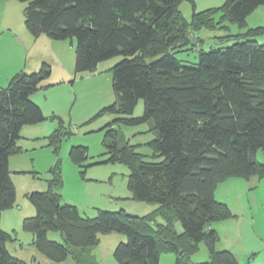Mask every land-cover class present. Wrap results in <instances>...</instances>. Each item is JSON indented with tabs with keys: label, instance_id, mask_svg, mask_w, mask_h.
Segmentation results:
<instances>
[{
	"label": "trees",
	"instance_id": "16d2710c",
	"mask_svg": "<svg viewBox=\"0 0 264 264\" xmlns=\"http://www.w3.org/2000/svg\"><path fill=\"white\" fill-rule=\"evenodd\" d=\"M18 1L25 4L24 26L33 38L75 39V76L122 56L111 69L114 102L105 110L118 117L106 127L105 163L127 166L131 199L156 206L141 216L120 209L84 218L76 206L61 200L57 163L47 191L26 194L35 215L24 218L22 227L32 234L36 251L60 263L96 245L98 235L119 233L126 241L113 252L117 264H160L166 253L174 254V264H192L201 243L209 259L198 264H240L231 251L216 248L218 235L210 226L235 217L215 198L220 182L264 179V163L256 159L258 152L264 154V45L253 40L234 43L201 52L196 64L182 65L176 55L196 46L190 44L192 30L202 25L195 20L188 24L178 11L183 1L191 0ZM261 6L264 0H224L221 10L242 28ZM202 23L213 26L209 17ZM263 33L264 27H257L245 36ZM50 75L49 64L42 62L38 71H19L0 88V218L16 205L9 158L22 152L17 145L22 127L48 120L62 125L56 116H44L31 100ZM139 100L143 114L129 117ZM147 121L157 133L148 143L151 162L143 161L132 146L118 147L115 130L116 124ZM62 129L45 137L55 153L66 136ZM87 157L85 147L69 151L79 168L86 167ZM49 231L58 232L63 243L49 241ZM11 241L12 235L0 227V264H26L6 249Z\"/></svg>",
	"mask_w": 264,
	"mask_h": 264
},
{
	"label": "rangeland",
	"instance_id": "374dc122",
	"mask_svg": "<svg viewBox=\"0 0 264 264\" xmlns=\"http://www.w3.org/2000/svg\"><path fill=\"white\" fill-rule=\"evenodd\" d=\"M191 1H183L178 11L188 24L192 25L195 20L202 25L192 30L191 37L198 39V44L196 43L192 50L176 55V59L182 65L196 64L201 52L229 47L234 43L253 40L264 45V33L255 37L245 36L249 29L264 27V6L258 7L249 14L245 20L246 26L241 28L224 18L221 10L224 0ZM24 7L25 4L18 0H0V58L10 51L11 43H18L19 39L22 41L23 36H28L24 26ZM209 10L213 12L206 14ZM208 17L213 24L211 28L202 23ZM55 42L53 44L57 45L49 50L52 52L46 51L47 60L44 62L48 63L51 68L52 80L61 83L50 89L47 101L44 104V100H41V104L47 111V115H54L62 121V125H59L57 120H48V124L55 126L49 134L62 126V132H65L66 136L61 139L56 153L48 145L44 136L28 142L19 140L24 147L23 151L9 158L10 178L16 191V205L0 219L1 229L12 235L14 239L6 243V249L10 255L26 264H117L113 252L120 243L126 241L123 234H100L96 245L82 251H75L74 254H69L65 261L56 263L47 260L36 251L32 245V234L26 233L22 227L24 218L35 215V209L26 198V194L47 191L57 163L61 181L57 191L61 195V200L65 204L76 206L84 218H93L98 211L116 212L120 209L140 216L156 208L154 204L140 203L131 199V193L127 187L130 173L127 166L119 162L105 163L109 158L103 145L106 127L118 117L105 110L114 102L111 89V69L122 59V56L118 55L99 63L91 73L75 76V39ZM39 48L41 45H36L29 50L28 69H31L34 58L37 59L39 53H43ZM7 83L1 87H5ZM46 104L51 106L50 110L47 109ZM51 111L53 112L50 113ZM142 114L143 101L139 100L129 117L136 118ZM115 130L118 147L125 144L132 146L135 152L142 156L143 161H154L148 143L156 139L157 133L151 121L137 125L116 124ZM21 134L23 135V132ZM77 146L88 150V157L83 164L85 168H79L70 161L69 151L71 147ZM256 159L259 163H264V154L258 152ZM82 171L83 176L80 174ZM227 180H238V186H231V191H223L222 196L218 194L215 198H218L217 200L226 198L223 203L227 204L232 214L235 215V218L227 219V222L234 219L240 220L241 208L246 200L240 189L251 184L247 185L248 179L243 178ZM224 182L226 180L220 182L218 188L226 185ZM157 221L162 222L160 218ZM230 227L229 224L225 227L222 238L217 233L218 246L225 245L223 247H227L226 250L229 251H245L244 261L254 260L251 250L244 248L246 240L244 238H242L243 241L241 238L238 240V233L232 231ZM47 238L49 241L63 243L58 232L49 231ZM165 258H171L174 264V254H163L162 264L170 263L171 259L166 262ZM207 258L209 259V254L205 245L201 243L199 250L191 257V262L192 264L204 263Z\"/></svg>",
	"mask_w": 264,
	"mask_h": 264
},
{
	"label": "crops",
	"instance_id": "0c3cea01",
	"mask_svg": "<svg viewBox=\"0 0 264 264\" xmlns=\"http://www.w3.org/2000/svg\"><path fill=\"white\" fill-rule=\"evenodd\" d=\"M27 35L28 36H23L22 41L19 39L18 43H11L10 51L0 58V88L3 84L8 82L15 73L19 71L30 73L37 70L40 67L41 63L47 60L46 51L52 50V48H54V45H57L53 44L56 42L49 39L45 35H41L38 38H33L28 32ZM36 45H41V48L39 49H42L41 51L43 53H39L37 59L34 58L30 67L31 69H28V52L30 49L36 47ZM55 60L58 61L57 59ZM58 63L60 62L58 61ZM60 83L61 82L53 81L50 75L49 79L43 82L42 88L31 96V100L40 107L43 115L46 117H48L49 115H47V111H45L43 104H41V100H44L43 103L47 101L50 89L54 88ZM46 107L48 110L51 109V106H49V104H46ZM52 112L53 111H51L50 113ZM54 127V125L48 124L47 121L37 125L24 126L20 131L19 140L28 142L30 140L37 139L39 136H44L45 138L53 130ZM22 132L23 135L21 134ZM19 140L17 141V145L23 151L24 147L20 144ZM224 183L226 185L222 186V188H218L219 186L216 187L215 197H217L216 195L218 194V196H222L223 191H231V186H238V180H226V182ZM246 184L251 185L242 187L240 189L243 191V197L246 198V200H244V206H242L241 208L240 220L234 219L229 220V222H227L228 220L215 222L211 224L210 227L211 229H214L221 237V235L224 233L225 227L229 224V226L231 225L230 228L233 229L232 231H236V233H238V240L240 238L241 240L242 238L246 240L244 241V248H249V250H251L252 255L254 256V260L247 259V261H244L245 251L241 252V250H230L235 255L240 264H264V256H261V254H264V179L252 177L248 179V182ZM225 200L226 198L220 199L218 201L223 202ZM230 208L232 209V211H234L232 206H230ZM236 208L238 209L239 207ZM7 211H4L1 216L6 215ZM241 222L242 224L240 225ZM217 246L218 243L216 245V248L218 250H226L227 248L223 247L225 245L218 247ZM162 255L160 257V264H162ZM169 259L171 258H165V261L168 262ZM205 260H208V258ZM168 264H173L172 259Z\"/></svg>",
	"mask_w": 264,
	"mask_h": 264
},
{
	"label": "water",
	"instance_id": "95a60500",
	"mask_svg": "<svg viewBox=\"0 0 264 264\" xmlns=\"http://www.w3.org/2000/svg\"><path fill=\"white\" fill-rule=\"evenodd\" d=\"M190 44H191V46H195L196 45V40H195L194 36L190 38Z\"/></svg>",
	"mask_w": 264,
	"mask_h": 264
}]
</instances>
